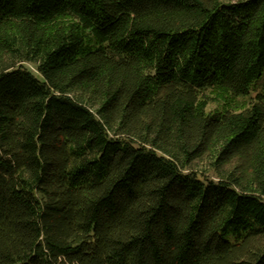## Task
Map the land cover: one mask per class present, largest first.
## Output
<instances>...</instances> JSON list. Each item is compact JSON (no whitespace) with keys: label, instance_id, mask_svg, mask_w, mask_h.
<instances>
[{"label":"trees","instance_id":"1","mask_svg":"<svg viewBox=\"0 0 264 264\" xmlns=\"http://www.w3.org/2000/svg\"><path fill=\"white\" fill-rule=\"evenodd\" d=\"M263 75L264 0H0V264H264Z\"/></svg>","mask_w":264,"mask_h":264},{"label":"rangeland","instance_id":"2","mask_svg":"<svg viewBox=\"0 0 264 264\" xmlns=\"http://www.w3.org/2000/svg\"><path fill=\"white\" fill-rule=\"evenodd\" d=\"M27 68H29L34 75L38 74L36 73V70L34 69L33 66L26 64ZM40 77V76H38ZM264 75L262 76V78H260L257 83L258 84V88L261 89L264 86ZM208 94H210L212 97H214V93H211V91H208ZM229 102V106L228 108H230V111H234L236 112V110H241L242 109V105H247L250 102V96H245V97H236V99L232 102L230 99L226 98V99H222L221 101H219L218 103L222 104V103H227ZM218 103H212L208 106V110L214 109L216 107H218Z\"/></svg>","mask_w":264,"mask_h":264}]
</instances>
